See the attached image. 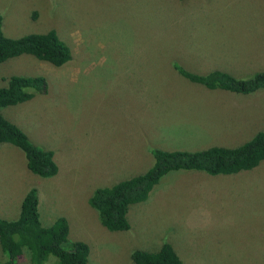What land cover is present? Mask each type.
Masks as SVG:
<instances>
[{
    "label": "rangeland",
    "instance_id": "1",
    "mask_svg": "<svg viewBox=\"0 0 264 264\" xmlns=\"http://www.w3.org/2000/svg\"><path fill=\"white\" fill-rule=\"evenodd\" d=\"M0 17L8 38L53 29L71 51L59 68L30 55L0 63V86L10 75L44 78L43 93L0 112L57 167L32 175L18 148L0 144V219L15 220L34 189L40 224L64 218L68 241L87 245V264H132V250L163 242L183 264H264V160L233 175L168 173L129 206L123 232L105 230L86 202L145 172L149 149L234 148L264 128V89L208 90L169 70L200 44L203 66L173 62L197 75L264 69V0H0ZM257 113L250 130L237 129ZM18 263L29 264L27 252Z\"/></svg>",
    "mask_w": 264,
    "mask_h": 264
},
{
    "label": "trees",
    "instance_id": "2",
    "mask_svg": "<svg viewBox=\"0 0 264 264\" xmlns=\"http://www.w3.org/2000/svg\"><path fill=\"white\" fill-rule=\"evenodd\" d=\"M1 22L0 17V63L20 55H30L40 62L59 68L71 59L70 48L57 37L53 29L43 34H27L12 39L3 35ZM171 67L183 79L200 84L208 90L247 95L264 89V71L240 79L220 71L192 74L174 62ZM2 80L4 84L0 86V109L24 103L46 89V82L40 76L10 75ZM0 144L18 148L23 154L26 169L32 175L50 178L57 173L53 153L32 144L1 112ZM148 151L152 164L145 172L109 187L95 188L87 198V205L95 210L98 222L105 230L127 231L129 225L126 214L129 206L144 202L151 189L170 172L197 171L217 176L254 169L264 160V128L234 148L210 147L193 152ZM67 235L68 227L64 218H56L47 227L40 224L36 193L34 189H29L19 203L15 220L0 219V264H19L18 258L23 252H27L29 264H43L49 255L56 258L57 264H87V245L79 241H68ZM129 259L132 264H183L165 242L154 252L132 250Z\"/></svg>",
    "mask_w": 264,
    "mask_h": 264
},
{
    "label": "crops",
    "instance_id": "3",
    "mask_svg": "<svg viewBox=\"0 0 264 264\" xmlns=\"http://www.w3.org/2000/svg\"><path fill=\"white\" fill-rule=\"evenodd\" d=\"M201 46H203V45H198V47H197V49H195L194 51H192V50H188L187 48H185V59H187L186 60V63L187 64H185V60H183L182 59V57L181 56H179V59L177 58V56H175L173 59V61H176V60H178V62H180L182 65H188V66H190V63L192 64V65H195L196 67H198V66H203V64L205 63L204 61L206 60L204 57L205 56H207L205 53H204V50L206 49V47L204 46V48L202 49L201 48ZM190 51V52H189ZM250 53V52H249ZM251 54V53H250ZM217 55V54H216ZM212 59H214L215 60V58H212ZM188 60H191V62H189ZM172 61V62H173ZM170 65H171V63H170ZM169 70L171 71H173L176 75H177V73L172 69V67L171 66H169ZM259 70V69H258ZM258 70H256V71H250L249 73H247L246 74V72L247 71H249L248 69H244V71L243 72H241V73H239V74H245V75H248V74H253V73H255V72H259V71H264V69H260L259 71ZM224 71L226 72V73H228V74H230V75H232L233 77H235V78H243L244 77V75H239V74H237V73H235V72H233V69H224ZM223 71V72H224ZM240 110H244V111H246V113H248V114H250L249 112H248V108H244V109H240ZM254 110H257V109H254ZM259 118H261V116L257 113V115L256 116H254V117H252V118H250V116L249 117H245V118H241V119H239L240 121L239 122H241V123H243L244 125L242 126V125H239L238 126V128L237 129H243V130H250V128H249V125L252 123V122H254V121H256V120H259ZM220 119H222V118H219V120ZM226 120V119H225ZM252 125V124H251ZM245 126H247V127H245ZM230 127H231V125H230ZM250 171V170H249ZM127 214H129V208H128V211H127ZM128 225H129V223H128ZM85 243V242H84Z\"/></svg>",
    "mask_w": 264,
    "mask_h": 264
},
{
    "label": "clouds",
    "instance_id": "4",
    "mask_svg": "<svg viewBox=\"0 0 264 264\" xmlns=\"http://www.w3.org/2000/svg\"><path fill=\"white\" fill-rule=\"evenodd\" d=\"M148 197V196H147Z\"/></svg>",
    "mask_w": 264,
    "mask_h": 264
}]
</instances>
